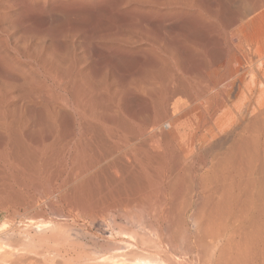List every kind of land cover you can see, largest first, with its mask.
<instances>
[{
	"label": "bare ground",
	"instance_id": "6f19581e",
	"mask_svg": "<svg viewBox=\"0 0 264 264\" xmlns=\"http://www.w3.org/2000/svg\"><path fill=\"white\" fill-rule=\"evenodd\" d=\"M0 199L52 242L110 213L190 221L237 264L264 217V0H0Z\"/></svg>",
	"mask_w": 264,
	"mask_h": 264
},
{
	"label": "rangeland",
	"instance_id": "374dc122",
	"mask_svg": "<svg viewBox=\"0 0 264 264\" xmlns=\"http://www.w3.org/2000/svg\"><path fill=\"white\" fill-rule=\"evenodd\" d=\"M40 203L41 206L43 207V211H45L44 218L46 220L52 221L54 225L56 224L57 228H59V226H62L67 221V219L63 215L60 214L61 216L60 217L58 212L55 211V209L51 211L49 206L45 204L44 200L43 202L40 201ZM136 213L137 214L133 212V214L131 213L130 214L131 216H129L133 221L132 224L129 221H127L128 219L125 220L118 218L114 222V220L112 219L113 215L111 213L109 214L111 216L108 215L109 216V217L107 216L108 218L106 217L100 218L101 220L96 219L94 221H91L85 218H81L79 220L80 222H77L75 226L74 224H71L70 227L65 226V229L64 226H62V229L65 230L62 232L63 235L62 233L60 235L62 237L57 236L59 237V239L56 238V240L52 242V239L50 241H47L45 239L49 237L51 238V236L53 235L55 236L54 233L52 234L51 230L50 231H48L49 229L44 230L36 227V225L30 228L26 226V220L35 217L34 216L36 215L35 212H30L28 210L25 211L23 208L21 209L19 206H13V205L11 206V203L10 206H8L4 204V202H2L0 199V249H1L0 254L1 255L12 254L13 257L11 258L14 261V263L12 264H27V263L28 264H104V263L107 264L108 263L107 259L109 257L110 258L113 257L114 255L118 256L119 258L117 259H121V260H124V258H127L128 260H135V258L136 259L144 258L145 254L149 255L150 257L152 256L153 258H157L159 254L160 257L158 258L161 259L159 260L162 261L161 264H169L170 261H171L170 264H218L217 263L218 260L216 259L217 257H215V255L218 254L219 249L214 247L217 243L211 245L208 244L207 241L204 240V234H202L203 230L201 229V232L199 231L197 232V226L195 227L192 223H190V221L189 222L186 221L185 226L184 224L177 225L175 221H171L172 223L169 221L171 224L169 222H163L161 225H159L160 229H158L157 225L156 226L153 225L155 222L152 219H150L148 216L146 217L147 214L144 211H136ZM263 218L264 217L261 218V221L259 220L258 222H256V224L254 223L255 225L258 224L257 226L254 225L255 230L252 227L254 231L251 229V227L246 230V231L248 230L250 231L248 232L249 234H245L244 237L246 239V237L251 236L250 241L249 238H247L246 241L243 236L241 240L238 241L239 238L237 237L236 239V242L238 241V244L236 245L237 247H235L234 245L233 247H231V250L230 248L228 249V251H231L230 253L229 252L226 253V254L229 253V257L225 255L226 258L227 257L230 258L232 256V258H230V261L228 260L229 262H233V260L231 259L235 258L237 252L240 251L243 259L240 258L241 261L238 260L239 264H264V249H263L264 228H262L264 227V225H262V222L264 221ZM38 221L36 220V222ZM136 221L138 222L136 223ZM186 228L188 231L186 230ZM259 230L261 232H259ZM44 234H45V238L43 239ZM130 234H133L134 237L137 235L136 237L138 239L136 237L135 238L131 237L133 238L132 240H134V243L133 241H130L131 238L129 240ZM32 235L35 236L33 237ZM257 235L259 237V240ZM39 236L42 238H40ZM37 237L39 239H35ZM253 237L255 238L253 239ZM19 238H21V241L22 239L25 238L24 239L25 241L23 240L21 242ZM137 240H140V242H138ZM26 241L28 243H25ZM29 241L30 244L31 242H33L36 247L34 246L33 243H32L33 246L32 245L30 246ZM256 241L258 244H256ZM137 242L139 245L142 244L143 246L142 245L138 246ZM240 242H242V245H244L245 243L247 244H245V246H242ZM40 246L43 247H41L40 249ZM51 246L53 247L56 246L58 247V249L55 250L54 252L53 251L54 249ZM29 247L31 250H28ZM31 247L35 248L34 251L32 250ZM232 248H234L235 250L234 249L232 250ZM254 248L256 249V251ZM144 250L147 251L144 252ZM245 250H246V254H244ZM247 250H248V254H247ZM257 251H259L260 253H257ZM41 252L42 254L40 256L39 253ZM37 253L39 256L37 255ZM254 253L256 254V256H254L255 255ZM213 254L215 255L212 256ZM258 254L260 255V257ZM18 256L21 258H19ZM76 256H78L79 258L77 259ZM211 259L213 262L211 261ZM117 262L113 261L112 263L116 264ZM220 262L221 261H219V264ZM224 262L228 264L225 259ZM224 262L223 263L221 262V264H225ZM112 263H108V264H112ZM117 264H122V262Z\"/></svg>",
	"mask_w": 264,
	"mask_h": 264
}]
</instances>
